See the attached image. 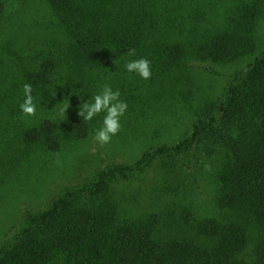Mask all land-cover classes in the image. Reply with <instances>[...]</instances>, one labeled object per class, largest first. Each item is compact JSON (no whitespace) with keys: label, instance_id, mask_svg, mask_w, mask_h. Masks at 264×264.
I'll use <instances>...</instances> for the list:
<instances>
[{"label":"rangeland","instance_id":"374dc122","mask_svg":"<svg viewBox=\"0 0 264 264\" xmlns=\"http://www.w3.org/2000/svg\"><path fill=\"white\" fill-rule=\"evenodd\" d=\"M4 2L0 250H8L0 264H158V259L179 264L189 247H218L222 241L214 234L225 235L236 224L255 246L247 256L260 249L264 254V205L255 207L256 213L246 196L235 193L236 141L229 137L236 135L222 133L212 119L229 127L221 100L231 99L236 83L240 94L251 65L262 56L264 25L253 33L258 47L242 57L192 55L182 64L171 62L174 53L166 56L159 44H168L169 27L155 45L150 39L140 45L138 53L151 62L150 79L125 67L114 73L99 67L81 81L66 80L58 76L60 69L42 67L48 57L61 63L59 47L46 37V27L57 22L50 4ZM59 2L65 12H102L110 18L107 24L116 26L122 10H129L125 0ZM26 83L32 85L35 116L20 109ZM105 84L120 91L128 108L120 131L100 145L94 137L105 113L86 121L78 112Z\"/></svg>","mask_w":264,"mask_h":264},{"label":"trees","instance_id":"16d2710c","mask_svg":"<svg viewBox=\"0 0 264 264\" xmlns=\"http://www.w3.org/2000/svg\"><path fill=\"white\" fill-rule=\"evenodd\" d=\"M46 1L57 18L56 24L46 27L49 32L46 37L59 47L61 63L58 65L48 57L42 67L48 65L53 70L60 69L58 76L64 74L66 80L78 76L81 81L87 72L99 67L117 72L127 62L143 58L138 52L145 39L153 40L151 43L155 45L159 42V35L169 27L173 34L169 31L166 35L168 44H159L164 46L166 56L168 51L174 53V56H168L172 57L168 58L171 62L182 64L184 58L192 55L212 60L242 57L258 47L253 33L264 25V0H125L129 10L127 7L122 10L117 26L108 25L109 16L97 10L65 12L59 5L60 0ZM4 6V0H0V15ZM176 21L180 24L177 25ZM183 28L187 31L185 35L182 34ZM144 32H147L145 37ZM129 49H135L136 54L129 56ZM246 78L240 94L235 93L236 83L231 99L221 100L229 127L221 124L215 115L212 119L219 131L236 135L229 137L236 141L232 146L236 165L231 184L236 194L246 196L257 213L255 207L264 205V51L253 62ZM201 123L195 127V135L199 134L197 130ZM81 125L88 127L87 122ZM30 222L32 226L35 224L34 219ZM233 226L230 234H214L222 241L218 247L204 250L189 247L179 264H264L261 249L253 258L247 256L246 252L255 246L249 242L245 229L238 224ZM7 248L0 250V256L7 252ZM157 262L160 264L162 260Z\"/></svg>","mask_w":264,"mask_h":264},{"label":"clouds","instance_id":"9594fccd","mask_svg":"<svg viewBox=\"0 0 264 264\" xmlns=\"http://www.w3.org/2000/svg\"><path fill=\"white\" fill-rule=\"evenodd\" d=\"M129 56H134L135 49H129ZM125 69L129 73H136L143 79H150L151 77V62L147 58H139L131 60L125 64ZM32 85L29 83L24 84V101L20 104L22 113L26 116H35L37 105L34 102L32 95ZM120 91L113 90L109 84L103 85L102 91L96 94L92 101L82 103L79 108L78 115L83 120L90 121L97 115L105 113L103 118V126L97 130L94 139L100 144L104 145L111 141V138L115 136L121 129L120 118L127 111L128 105L125 101L120 99ZM69 107L66 105L61 109L62 113H66Z\"/></svg>","mask_w":264,"mask_h":264}]
</instances>
